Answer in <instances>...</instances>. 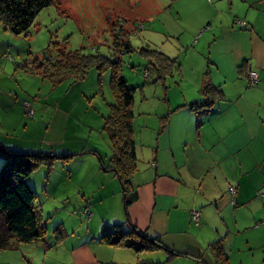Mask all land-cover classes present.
Wrapping results in <instances>:
<instances>
[{
	"label": "crops",
	"instance_id": "1",
	"mask_svg": "<svg viewBox=\"0 0 264 264\" xmlns=\"http://www.w3.org/2000/svg\"><path fill=\"white\" fill-rule=\"evenodd\" d=\"M171 5L180 27V35L173 36L182 42L160 50L176 59L177 68L163 98L141 108L147 110L142 118L134 115L137 196L128 208L119 178L102 167L110 165L112 148L93 133L86 140L70 129L72 111L65 99L76 97L70 89L48 79L53 87L43 102L47 112L37 121L40 139L7 142L0 133V144L19 153L38 152V144L62 155L81 153L85 176L92 178L85 190L92 195L84 233L66 229L47 238L46 229L44 244L35 246L42 264H218L211 249L216 242L228 264H264V0H173ZM32 64L21 69L28 73ZM250 70L259 74L253 86ZM209 85L216 91L209 105H201ZM2 86L0 132L13 122L3 115L19 109L22 116L19 105L25 104L21 91ZM4 163L0 156V168ZM193 211L200 213L199 223ZM116 225L126 231L133 225L154 247L135 251L103 242L102 235Z\"/></svg>",
	"mask_w": 264,
	"mask_h": 264
},
{
	"label": "rangeland",
	"instance_id": "2",
	"mask_svg": "<svg viewBox=\"0 0 264 264\" xmlns=\"http://www.w3.org/2000/svg\"><path fill=\"white\" fill-rule=\"evenodd\" d=\"M172 1L56 0L54 4L37 14L27 35H16L6 30L0 23V71H5L1 72L5 75L0 77V85L7 89L11 85L13 89L21 91L22 101L29 103V106L19 105L22 108V116L19 115V109L16 114L12 111L3 115L2 120L9 116L13 122L4 125L0 132L3 134L1 138L7 142L20 138L26 140L38 138L41 125L39 126L37 121L41 119V112H47L42 111L43 102L51 93L53 86L48 79L32 76L33 73L29 72V69H26L29 74L25 73L21 66L36 59L55 60L59 49L64 51L82 49L86 53L99 52L107 56L116 53L128 85L139 86L134 95L135 117L141 113V108L156 105L158 99L163 98L161 95L172 81L173 73L166 75L163 80L159 79L153 61L143 55L141 49L149 48L162 52L161 46L182 42L177 36H173L180 35V27L177 21L173 20ZM167 31L171 32V36H168ZM117 36L119 38L115 51L114 41ZM127 40L134 47V51L120 54L118 48ZM110 75V68L100 72L93 67L77 84L71 79L57 84L60 88H65L64 91L70 89L71 95L76 96L70 101L68 98L65 99L72 111L70 129L75 135H81L86 140L93 133V137L108 149L111 147L108 133L104 128L105 118L110 111L109 104L115 102L110 86ZM60 97L63 98V94ZM146 111L145 109L141 113L140 118ZM18 126L22 128L16 133L12 132L13 127ZM23 131L25 133H22ZM7 134L15 137L6 136ZM41 137L42 135L39 139ZM34 147L45 155L58 154L51 152L48 145L38 144ZM88 152L90 151L82 153ZM80 154L57 159L51 167L49 162L43 163L28 178L36 184L37 205L42 223L48 232L47 238L61 231L63 233L66 229H75L76 235L77 231L81 234L85 231L88 220L85 210L92 195L85 190L92 178L85 176L88 166H84L85 162L79 161ZM36 242L43 243V240L40 238L31 243L0 249V264H42L43 256L37 251Z\"/></svg>",
	"mask_w": 264,
	"mask_h": 264
},
{
	"label": "trees",
	"instance_id": "3",
	"mask_svg": "<svg viewBox=\"0 0 264 264\" xmlns=\"http://www.w3.org/2000/svg\"><path fill=\"white\" fill-rule=\"evenodd\" d=\"M56 0H0V23L6 30L16 35H27L33 27L37 14L44 8L54 4ZM119 36L114 41V50ZM120 54L134 51L129 40L125 41ZM114 51V52H115ZM141 53L152 60L159 79H165L177 68L176 59L155 49H141ZM119 56H109L96 52L86 53L84 50L64 51L59 49L55 60H34L29 71L49 79L54 85L71 79L83 80L89 70L96 67L100 72L110 68V86L115 102L110 103L109 114L105 118V130L108 133L112 155L110 165H102L106 171H113L121 183L124 204L128 208L136 201L132 178L137 171L136 143L133 128V103L138 87H130L124 78ZM216 89L208 86L204 89L207 96L201 105H209L212 92ZM196 105V104H195ZM93 152V151H91ZM76 154H42L40 152L19 153L9 150L0 144V156L5 159L0 168V249H8L21 243H30L42 238L46 227L42 224L37 193L30 185L29 176L43 163L54 165L57 159L71 158ZM60 233V232H59ZM101 240L141 251L152 249L153 242L133 225L129 230L116 225L115 230L105 232ZM159 246V244H155ZM218 264H228V256L221 242L211 247Z\"/></svg>",
	"mask_w": 264,
	"mask_h": 264
},
{
	"label": "built area",
	"instance_id": "4",
	"mask_svg": "<svg viewBox=\"0 0 264 264\" xmlns=\"http://www.w3.org/2000/svg\"><path fill=\"white\" fill-rule=\"evenodd\" d=\"M240 23H241V24H246V22H243V21H241ZM248 75H249V78H250V81H249V85H250V86H253L254 84H256V83L259 81V74H258L257 71L250 70L249 73H248ZM25 105L29 106V103L26 102ZM30 114H32V112H31ZM229 190H230V192H231L232 194H233L234 191H235V189H234L233 186H230ZM262 192H264V188H263ZM87 212H88V211H87ZM88 213H89V212H88ZM193 216H194L195 222H196V223H199L198 218H199V216H200V213L197 212V211H193Z\"/></svg>",
	"mask_w": 264,
	"mask_h": 264
}]
</instances>
